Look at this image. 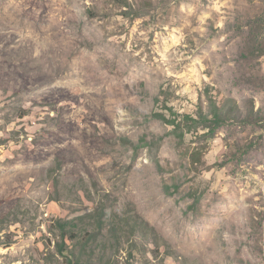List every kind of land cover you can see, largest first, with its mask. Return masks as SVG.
<instances>
[{
  "label": "rangeland",
  "instance_id": "1",
  "mask_svg": "<svg viewBox=\"0 0 264 264\" xmlns=\"http://www.w3.org/2000/svg\"><path fill=\"white\" fill-rule=\"evenodd\" d=\"M68 260L264 264V0H0V264Z\"/></svg>",
  "mask_w": 264,
  "mask_h": 264
},
{
  "label": "trees",
  "instance_id": "2",
  "mask_svg": "<svg viewBox=\"0 0 264 264\" xmlns=\"http://www.w3.org/2000/svg\"><path fill=\"white\" fill-rule=\"evenodd\" d=\"M232 110L226 108V105L218 103L214 98H209L207 101V109L204 110L202 106L199 107L197 113L194 115L185 114L182 116H175V119H166L171 126H173V134L178 138L179 142L184 140L185 134L190 132H197L202 129H210L211 132H214L216 129L220 128L224 124L228 123L233 115L231 114ZM236 118V117H235ZM202 150L199 146H196L192 154L194 162H198L201 156ZM58 228L62 232V235L73 234L75 231H72L68 226L66 221L59 220L57 222ZM148 233H155L154 229L147 227ZM73 236V235H72ZM77 235L73 236L76 237ZM72 237V238H73ZM12 241H9L6 246H10ZM63 252V250H62ZM68 264H73L71 260L67 261Z\"/></svg>",
  "mask_w": 264,
  "mask_h": 264
}]
</instances>
